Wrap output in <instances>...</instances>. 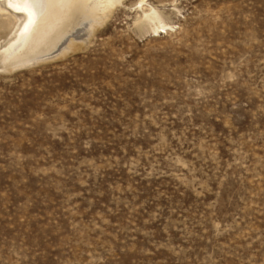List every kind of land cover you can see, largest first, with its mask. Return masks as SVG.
<instances>
[{
  "label": "rangeland",
  "instance_id": "1",
  "mask_svg": "<svg viewBox=\"0 0 264 264\" xmlns=\"http://www.w3.org/2000/svg\"><path fill=\"white\" fill-rule=\"evenodd\" d=\"M121 1L0 67V264H264V0Z\"/></svg>",
  "mask_w": 264,
  "mask_h": 264
},
{
  "label": "bare ground",
  "instance_id": "2",
  "mask_svg": "<svg viewBox=\"0 0 264 264\" xmlns=\"http://www.w3.org/2000/svg\"><path fill=\"white\" fill-rule=\"evenodd\" d=\"M120 1L0 0V38L7 42L0 51V67L12 72L24 64L38 63L54 56L59 57L67 50L72 51L76 42L71 38L74 37L72 33L82 28L81 32L90 36ZM150 14L146 17L154 19V15ZM159 29L164 30L165 26H157L155 30ZM81 36L77 37L80 41L84 39H80ZM41 48L44 53L37 54ZM32 56L36 58L31 59Z\"/></svg>",
  "mask_w": 264,
  "mask_h": 264
},
{
  "label": "snow or ice",
  "instance_id": "3",
  "mask_svg": "<svg viewBox=\"0 0 264 264\" xmlns=\"http://www.w3.org/2000/svg\"><path fill=\"white\" fill-rule=\"evenodd\" d=\"M108 2H112V0H108Z\"/></svg>",
  "mask_w": 264,
  "mask_h": 264
}]
</instances>
